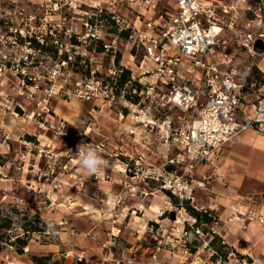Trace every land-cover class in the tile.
I'll use <instances>...</instances> for the list:
<instances>
[{"label": "rangeland", "instance_id": "374dc122", "mask_svg": "<svg viewBox=\"0 0 264 264\" xmlns=\"http://www.w3.org/2000/svg\"><path fill=\"white\" fill-rule=\"evenodd\" d=\"M112 1L0 0V264H34L32 255L47 257L45 264H217L214 249L227 264H264L259 215L230 204L236 220L255 222L249 230L256 237L238 230L230 241L217 228L228 226L227 213L220 219V207L203 206L210 182L203 176L211 166L198 170L196 164L194 179L205 187L195 188L192 198L176 204L162 188L157 171L176 153L162 121L177 125L189 115L138 97L118 76L123 68L138 79L150 67L147 60L141 66L136 31H146L147 22L155 30L153 22L162 23L171 1L159 0L154 9ZM98 5L133 28L128 36L113 24L102 26L103 42L115 40L107 51L87 38L85 23ZM30 36L44 38L47 48L32 51L18 68L29 48L11 42ZM88 145L108 161L91 176L78 165V148ZM246 185L243 190L261 192L264 203V185ZM186 204L201 212L200 219Z\"/></svg>", "mask_w": 264, "mask_h": 264}, {"label": "built area", "instance_id": "2783aa9c", "mask_svg": "<svg viewBox=\"0 0 264 264\" xmlns=\"http://www.w3.org/2000/svg\"><path fill=\"white\" fill-rule=\"evenodd\" d=\"M126 1L131 5L151 4L154 9L159 0ZM169 1L166 18L160 14L162 23L153 22L155 30L147 22L146 31H136L137 45L143 51L141 66L145 60L151 65L138 74V79L130 73L125 84L136 81L139 87H132L133 94L161 100L163 105L189 115L177 125L169 118L162 121L165 138L176 153L168 158L167 169L157 171L162 188L182 200L192 198L195 188L205 187L194 179L201 165L215 168L240 134L253 131L264 136V68L259 63L264 61V0ZM95 10L85 23L87 38L94 44L101 40L105 51L114 47L115 40L103 42L102 26L113 24L118 32H133L129 24H121L111 7L98 5ZM140 14L143 12L136 15ZM95 18L101 23H95ZM31 39L33 36L19 37L11 42L22 40L29 48L20 55L18 68L25 65L32 51L42 53L32 46ZM257 39L262 41L261 52L254 49ZM38 42L43 44L44 38ZM2 55L0 47V61L4 60ZM5 65L14 66L9 60ZM121 71L119 68L118 73ZM205 178L210 180V175ZM258 222L264 225L263 215L258 216ZM216 260L217 264H227L226 260Z\"/></svg>", "mask_w": 264, "mask_h": 264}, {"label": "crops", "instance_id": "0c3cea01", "mask_svg": "<svg viewBox=\"0 0 264 264\" xmlns=\"http://www.w3.org/2000/svg\"><path fill=\"white\" fill-rule=\"evenodd\" d=\"M224 152L226 154H222L220 163L215 168L206 171V175L209 174L211 179L207 190H204L207 200L203 206L212 210H218L220 207L218 216L220 219L227 215L228 226L219 222L217 225V228H221L220 234L223 238L227 237L231 241L234 237L232 234L240 230L246 238L255 239L256 237H253L249 230L250 225H255V222L236 220L233 215H238V213H231L230 204L238 202L239 210L246 207L244 210L249 209L251 213L264 216V203L260 201L263 197L262 193L243 190L247 187L246 184L264 185V136L253 131L244 132ZM226 163L227 166H225ZM233 224L236 226L234 227ZM242 224H247V226L243 227ZM257 225L260 228L262 226ZM262 227L264 229V226ZM231 228L236 231L230 232ZM246 242L249 243L248 240Z\"/></svg>", "mask_w": 264, "mask_h": 264}, {"label": "trees", "instance_id": "16d2710c", "mask_svg": "<svg viewBox=\"0 0 264 264\" xmlns=\"http://www.w3.org/2000/svg\"><path fill=\"white\" fill-rule=\"evenodd\" d=\"M119 34L120 35H122V34H124V35H128L129 34V30H122V31H120L119 32ZM76 42V41H75ZM97 42H100L101 43V45H102V42H101V40H99V41H97ZM31 43H32V46H34L35 48H38V49H40V51H45L46 50V45H44V43L43 44H40L37 40H35L34 38L33 39H31ZM77 43V42H76ZM103 50V49H102ZM63 57H65L66 56V54H63L62 55ZM117 59H118V56L116 57V62H117ZM126 71L124 72V69L122 68V71L120 72V74L118 75V76H120V80H122L123 81V85L126 83V81L129 79V76H130V72H128V70L127 69H125ZM122 75H123V77H122ZM132 86H138L139 87V85H137V82L136 81H133L132 83ZM169 193V192H168ZM169 195H170V197H172L173 199H174V201H175V203L177 202V200H178V198L177 197H175V196H173L172 194H170L169 193ZM185 203H188V202H185ZM177 204V203H176ZM186 209L188 210V211H190V213L194 216V218L195 219H200V215H201V212L200 211H198L197 209H195L194 207H192V206H189V205H187L186 204ZM206 212H207V214L208 215H210L211 216V214H210V210H206ZM210 216H208V217H210ZM194 225V224H193ZM194 226H197L196 224L194 225ZM193 226V227H194ZM185 227H188V226H185ZM191 230H193V228L191 229ZM213 238H214V236H213ZM214 240H215V238L214 239H212L211 241H210V243H208L209 245H213L214 244ZM20 242L21 243H24V241H22V240H20ZM225 244H222V245H219V247L218 248H220V247H223ZM188 249L192 252L194 249H192V248H189L188 247ZM212 257V259L214 258V259H217V258H220L221 260H226V256L224 255V256H221V255H219L218 253H217V251H215V249L213 250V253H212V255H211ZM44 259H48L47 257H44V256H36V255H32L31 256V260H32V262L34 263V264H45V262H44Z\"/></svg>", "mask_w": 264, "mask_h": 264}, {"label": "clouds", "instance_id": "9594fccd", "mask_svg": "<svg viewBox=\"0 0 264 264\" xmlns=\"http://www.w3.org/2000/svg\"><path fill=\"white\" fill-rule=\"evenodd\" d=\"M78 165L82 172L94 175L98 170L107 167L105 160L91 145L78 148Z\"/></svg>", "mask_w": 264, "mask_h": 264}, {"label": "water", "instance_id": "95a60500", "mask_svg": "<svg viewBox=\"0 0 264 264\" xmlns=\"http://www.w3.org/2000/svg\"><path fill=\"white\" fill-rule=\"evenodd\" d=\"M254 49L258 52L262 51V41L260 39H257L254 45Z\"/></svg>", "mask_w": 264, "mask_h": 264}, {"label": "bare ground", "instance_id": "6f19581e", "mask_svg": "<svg viewBox=\"0 0 264 264\" xmlns=\"http://www.w3.org/2000/svg\"><path fill=\"white\" fill-rule=\"evenodd\" d=\"M141 120H142V119H141ZM141 120H140V121H141ZM149 122H151V121L149 120Z\"/></svg>", "mask_w": 264, "mask_h": 264}, {"label": "snow or ice", "instance_id": "6c2138e0", "mask_svg": "<svg viewBox=\"0 0 264 264\" xmlns=\"http://www.w3.org/2000/svg\"><path fill=\"white\" fill-rule=\"evenodd\" d=\"M182 2H183V0H182Z\"/></svg>", "mask_w": 264, "mask_h": 264}]
</instances>
